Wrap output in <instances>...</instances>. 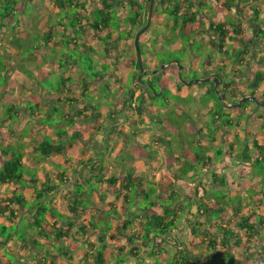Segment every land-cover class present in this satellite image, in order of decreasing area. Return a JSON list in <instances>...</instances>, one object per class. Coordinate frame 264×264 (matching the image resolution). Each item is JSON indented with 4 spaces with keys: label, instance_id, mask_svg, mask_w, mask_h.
Listing matches in <instances>:
<instances>
[{
    "label": "trees",
    "instance_id": "obj_1",
    "mask_svg": "<svg viewBox=\"0 0 264 264\" xmlns=\"http://www.w3.org/2000/svg\"><path fill=\"white\" fill-rule=\"evenodd\" d=\"M40 1L0 0V64L3 65L5 73L4 82L0 83V93L5 95L4 99L10 95L12 103L8 111L10 113L16 111L15 114L22 118L18 127L24 119L26 120L25 126L20 128V131L31 123V119L25 118L29 116L42 128L47 127L51 130L49 133L47 130L39 129L35 134L33 126L36 123H34L31 127V136L24 135L19 148L16 147L14 150L11 149L13 141L4 142V144L0 142L2 145H0V186L16 185L12 192L7 190V194L0 193V218L3 219L0 220V227L2 232L9 228L12 232L7 243L0 241V248L6 249L12 240L14 245L19 244L23 251L26 249L25 256L28 258H22L19 264H151L154 256H159L161 259H158L159 262L156 264H251L259 262V254L264 259V250L256 252L261 240L264 242V174L252 175L254 164L264 161V138L250 136L248 130V146L244 149V145L247 144L244 137L235 139L226 134L229 127L244 128L246 113L251 107L243 104L241 108L233 109V111L240 112L239 116L234 119L225 107L214 111L216 103L210 100L207 103L210 109L206 110L203 116L197 118V111L192 113L195 115L194 118L200 120L197 124L190 125L191 132L198 133L201 137L194 140V143L202 145V139L209 135V146L216 147L214 153L213 148L209 149L210 155L207 161L202 163L206 169H211L215 160L225 165L226 161L234 158L227 156L228 152L225 151L227 147L235 153L237 151L244 153V160L238 157L242 171H232L231 174L234 176L229 173L227 176L215 173L212 181L217 184H213L215 187L211 185L205 188L209 191L220 189L223 192L221 196L216 197L214 194L212 196L209 194L211 191L207 192L208 190H204L200 195L199 188L191 186L188 188L192 192L191 195L180 189L182 197L189 198L191 201L189 204H183V198L177 200L174 197V191L167 192V185L161 183L167 198L161 195L150 201L144 209L147 219L141 221V229H130L133 221L122 217L116 201L121 200L124 206L127 205L132 191L137 193L142 191L144 198L149 199L150 192L146 189L141 190L143 184L137 180L144 173H140L133 164L125 165L119 162L115 167L106 164L103 154L99 157L94 147H84L83 142L90 140L96 145L105 144L104 155L109 154L113 157V153L120 150L118 148L121 137L117 140L116 136L129 137L123 126L121 127L122 124L118 126L119 116L125 113L124 121L128 120L127 111L131 109H137L139 114H144L150 119L157 118L161 113V110H157L156 103L146 105L148 99L155 100L158 97L151 92V87L148 85L156 87V75L149 71L147 75L153 77L146 79L148 84L136 82L140 73L139 62H136L137 53L134 51L135 56L128 59V63L124 66L120 61L121 55L115 50L116 44L127 40L133 52L131 41L135 38V28L139 31L148 22L151 0L141 2L129 0L131 6L129 10L127 9L128 14L125 19L123 18L124 21L120 18L124 13L120 10L121 0ZM214 1L215 7L223 13V18L218 21L211 17V11L203 8L207 0H159V6L154 9L152 15V23L162 22V10V13L166 14L165 21L167 19L173 21L172 27L175 29L177 39L191 41L194 36L197 39L198 34L208 32L209 38L214 39V41H208L211 45L208 47H210V53L216 56V60L206 62L205 66L208 70L218 69L221 72L224 78L223 90L226 91V98L231 99L228 102L237 103L243 96L248 95L264 99V46L262 53L257 50L260 56L259 61L256 60L259 67H253L251 63L257 55L253 47V39L251 35L245 33V26L235 17L236 14H243L241 7L245 8L251 0ZM258 1L260 2L258 6L264 4V0ZM43 4L51 5V7L48 6L47 12H44L46 8ZM88 4L91 5L89 9ZM136 4L140 9L133 11L132 8ZM42 8L44 11L41 10ZM233 8L236 9L235 15L231 14ZM31 9H33L32 13ZM250 17L252 21L249 23L254 26L256 37L261 38L264 44V11L260 7H255L248 18ZM37 24L38 28L35 27ZM123 26H127L126 30ZM169 26L166 25L165 28L168 29ZM17 29H23L27 39L32 42L34 38L38 39L34 54L31 53L28 56L35 63L30 64L28 68H25L24 61H29V59L27 56H21L25 50H23V43L17 38L19 32L15 33ZM95 41L98 43H94ZM167 43L170 47L173 45V40H168ZM65 45L67 48H74L76 53L86 55L96 54L101 48L102 53H100L104 58L102 61L106 63L104 67H107L103 70L106 72L113 67V70L119 72L120 75L109 70L102 75L99 71L103 70L97 69V78L89 79L86 71L88 67L82 68L79 66L78 58L73 57L71 61L67 60L65 63L68 64V68L78 69L81 73L80 78L83 83L75 85L80 88L79 91L74 89L71 83L68 84L70 75L66 71L61 77L66 95H60L54 91L48 94L42 86H39L38 91H34L33 86H35L37 77L41 81L49 77L52 72L61 71L63 67L62 61L59 63L55 56L51 58L45 56L44 51L49 49L58 53ZM155 45L158 49V45L156 43ZM132 52L126 54L132 55ZM160 54L165 56L166 53L160 52ZM88 60L90 61L91 58ZM36 61L41 62L43 67ZM157 63L161 64L159 59L152 60L149 69L157 68L159 66L156 65ZM184 65L186 66V63ZM167 69H163L161 80ZM129 74L133 75L132 86H129L126 80ZM16 75L25 76L27 81L20 82L14 78ZM228 77H234L238 82L234 85L233 81L227 80ZM106 78L109 83L102 85L101 81ZM176 81L179 92L184 84L178 77ZM162 83L166 87L171 84L164 81ZM27 84L28 88H26ZM139 84L143 87L140 88ZM91 85H95L93 93L104 95L114 106H107L97 99H88L85 95L90 91ZM113 87L117 89V94L111 91ZM139 89L143 90L141 94H137ZM167 89L169 90V87ZM29 91L33 94L29 95ZM119 94L122 95V101H119ZM34 96H37L39 100L33 101ZM181 97L176 95L175 98L182 100ZM29 102L33 107L28 106ZM251 102L255 105V102ZM42 107L47 113L44 118L40 111ZM59 109L65 110L64 119L66 121L73 122V124L82 123L91 129L84 133L81 130H73V128L69 130L60 128L58 122L52 124L41 121L47 117L49 122L52 114ZM262 114L260 109L258 117ZM10 117L0 118V127L4 126ZM209 119H212V124L215 126L213 132H210L205 124ZM86 120L92 121L87 122ZM262 125L264 129V123ZM129 127L133 129L137 125L130 123ZM175 131L177 133L179 130L175 129ZM114 133L117 134L114 135ZM9 134L11 140H14V137L20 133L9 130ZM43 135L45 138L37 141V138ZM25 137L30 138L27 141L24 140ZM67 138L70 139L67 141ZM111 140H117V142H114L116 146L113 152L109 153ZM236 141L243 142L241 147L236 144ZM218 143H221V146ZM123 145L125 146V142ZM250 153H254L255 159L250 157ZM181 155L184 159L187 158L182 153ZM57 156L63 158L64 163L70 162V166L62 167L54 163L57 160L53 161V158ZM249 162H252L251 165L246 164ZM41 163L50 165L53 163L52 167L55 170L42 168L43 174L40 176L37 173V165ZM32 168H35L33 172ZM182 169L187 174L192 175L193 173V168L183 165L174 169L173 174L176 176L175 171ZM257 177L259 178L258 183L252 181ZM96 178L103 188L102 191L105 192L99 195V202H95L93 197L87 195L88 189L99 188V186L91 185ZM227 178L231 182L234 181L236 187L234 185L233 187L240 190V193H231V184L227 182ZM148 180L153 181V179ZM243 185L245 189L248 188L246 193L240 188ZM65 187H69L66 193L63 191ZM27 190L32 191L31 197L26 195ZM61 191H63L62 195ZM110 194L114 199L108 204L114 208V212L109 210V217H97L98 212L103 210L100 204L107 205V197ZM254 194H259L257 199L254 198ZM193 198L201 201L198 206ZM222 200L229 203L228 209L226 204L221 202ZM58 202L65 204L68 212H63L64 210L58 207ZM187 205L190 206L189 210L185 207ZM185 210L188 215L184 220L186 224L180 229L177 219L180 214L185 213ZM213 212H216L217 216H213ZM130 214L133 215L134 212L129 210ZM234 220L236 221L235 227L232 225ZM15 226L18 228V235L14 234ZM175 228L177 232L174 231ZM178 233H181L180 237ZM199 237L202 238L200 243L197 240ZM151 239L155 242L152 249ZM68 242L76 244V249L72 250L67 245ZM161 244L163 247L159 249ZM188 244L192 247L191 251L187 248ZM236 248H243L239 257L234 254ZM107 249H110L109 255H107ZM8 251L16 253L19 250L14 248ZM0 264L5 263H2L0 259Z\"/></svg>",
    "mask_w": 264,
    "mask_h": 264
},
{
    "label": "rangeland",
    "instance_id": "obj_2",
    "mask_svg": "<svg viewBox=\"0 0 264 264\" xmlns=\"http://www.w3.org/2000/svg\"><path fill=\"white\" fill-rule=\"evenodd\" d=\"M40 1V0H39ZM135 2H141L144 0H134ZM122 4L120 6V10H123L124 13L123 15L120 17L122 18V20L124 21V19L127 17V9H130L131 4L129 3V0H121ZM41 3V1H40ZM49 3V2H48ZM260 2L258 0H251V3L248 4L245 8L241 7L242 13L243 14H236V9L233 8L231 11L232 15H235L237 20H240L243 25L245 26V33L248 35H251V38L253 39V47L255 49V52L257 50H259L260 53H262V48L264 46L263 44V40L261 38H257L254 32V26L249 23L251 20L248 18L249 15H251L253 8L255 9V7H260L261 10L264 11V4L258 6ZM159 4V0H155V4H154V9L158 8ZM215 1L214 0H207L206 5L203 7L205 9H207V11H211V17L215 20L218 21L219 19L223 18V13L221 11H219L216 7H215ZM48 6L51 7V5H47V4H43V7L46 8V10L44 11V8H42L41 10H43L44 12H47ZM91 7V5L88 4V9ZM202 8V9H203ZM140 7L138 6V4H136L132 10L136 11L139 10ZM35 10V9H34ZM38 11V8H37ZM31 13L33 12V9H31L30 11ZM42 13V12H41ZM224 14H226V12H224ZM249 14V15H248ZM248 15V16H247ZM43 15L41 14V17ZM165 12L162 13L161 10V19L162 22H155L154 24L150 23V25L148 26V28L146 29V31L141 35L140 38V43H141V50H142V57H143V64H144V70L148 71L150 68V62L152 60H156L159 59V62H161V64L159 65L158 63L156 65H159L158 67H161L164 64H168L169 62L173 61L170 60L171 58H176V60L179 61H185L186 66L185 68H183L182 72H181V76L177 75L178 78H180L181 82L183 83L184 81H190V80H194V79H202L205 80L206 78H208V74L211 70L206 69L207 67L205 66L206 62H213L216 60V56L212 55L210 53V50L208 47V41H209V36L210 34L208 32H204L201 35L198 34V37L196 39V36H194L191 41H187V40H180L177 39V35L175 34V29L172 27L173 25V21L172 20H168L165 21ZM263 15L261 14V17ZM124 18V19H123ZM229 18V17H227ZM263 18V17H262ZM127 25V24H126ZM147 25V23L145 24ZM166 25H170L169 28H165ZM36 28H38V24L35 26ZM127 26H123V29H125ZM22 28V27H21ZM126 30V29H125ZM114 31V30H113ZM121 31H123L121 29ZM119 31V32H121ZM15 32V30H14ZM19 32V35L17 36L18 40L21 41L24 45L23 50H25V52L22 54V57H26L27 59H29V61H24V66L25 68H28L29 65L35 62H32V60H30V58L28 56L31 55V53L34 54V47L36 46V43L38 41V39L34 38L33 42L30 41V39H27L26 37V32H24L23 29H17V31L15 32L16 34ZM117 31L115 30V33ZM138 32V29L135 28L134 34L136 36ZM15 34V35H16ZM168 40H173V45L169 47V45H167ZM26 42V43H25ZM28 42V43H27ZM90 42V41H89ZM94 43H98V41H95ZM155 43L158 45V49L155 45ZM132 47H133V52L131 47L128 45V41L127 40H122L120 41L118 44H116V53L118 52V54L121 55L120 61H122L123 65L126 66V64L128 63V59H132L135 56L136 53V48H135V38L133 41H131ZM113 47V46H112ZM74 48H67V46L65 45L64 47L62 46L61 49L59 50V52L57 53V51L53 50H49L46 49L44 51L45 56L47 57H57L59 63L60 61H62L63 63V67H61V71H55L52 72L49 77H46L44 79H42L41 81L38 80L37 77V81L35 82V86H33L34 91H38L39 86L42 88H44V90L47 91L48 94L51 93V91L56 92L60 95H64L65 91H64V86H63V82H62V73L66 71V73H68L70 75V81L68 82L71 83L74 87V89H76L77 91H79L80 88H77L75 85L79 84L81 85L83 82L81 80V73L78 72V69L73 70L68 68V64L65 63V61L69 60L71 61V59L74 58H78V63L79 66H81L82 68L88 67L87 73H88V78H92L95 79L96 77V71L97 69L99 70H103V68L107 69V67L105 66V62L102 61L103 55L101 54V48H99L98 50H100L98 53L96 54H90V55H86V54H80V52L76 53L74 50ZM161 49V50H160ZM135 51V53H134ZM101 52V53H100ZM132 52V55L126 54ZM160 52H164L166 53L165 56L160 54ZM258 51L256 52L257 55L255 57V59L252 61V66L253 67H259L258 63L256 60H258L259 53ZM98 54V55H97ZM211 55V57L209 58V56ZM123 56V57H122ZM32 58V57H31ZM88 58H91V60L89 61ZM136 58H137V54H136ZM33 59V58H32ZM61 59V60H60ZM209 59V60H208ZM260 59V58H259ZM88 60V61H87ZM136 60V59H135ZM0 61H1V55H0ZM40 61V59H39ZM138 61V58L136 60V62ZM259 61V60H258ZM139 62V61H138ZM36 63H40V66H42L41 62L36 61ZM182 65V64H181ZM3 65L0 64V83H3V79L5 76V73L3 72ZM34 66L36 68L37 65L34 64ZM33 66V67H34ZM49 65H47L48 67ZM137 66V65H135ZM133 67V69L135 70L136 67ZM43 67V66H42ZM176 67L175 65H170L166 70V72L163 74L162 77V81L167 82V83H171L176 84L175 81V77H176ZM80 69V68H79ZM112 69V70H111ZM165 69V68H164ZM109 70V69H108ZM108 70L106 72H108ZM229 70V68H228ZM111 72H114L115 70H113V67L110 68ZM215 71H218L215 70ZM104 70L103 71H99L100 74L104 75L106 73ZM212 72H214L212 70ZM219 72V71H218ZM114 73H116V75H120L119 72L115 71ZM37 74L39 75V71L37 70ZM148 72H146L143 75L142 81L144 83L147 82L148 79ZM178 74V73H177ZM140 75V73H139ZM139 75L137 76V79L139 77ZM101 76V75H100ZM77 79V80H76ZM127 82L129 86L133 85V75L129 74L127 75ZM227 80L229 81H233V84L235 85L238 81H236V79L234 77H228ZM139 82L140 81H137ZM106 83H109V80H107V78L103 81H101L102 85H105ZM116 85L118 84L117 81L115 82ZM143 83V84H144ZM142 84V83H141ZM139 84L140 88L143 87V85ZM125 85V84H124ZM126 86V85H125ZM156 87H154L155 89H157L156 93H159L160 95H158V97L155 100H150L148 99V101L146 102V105H151L152 103L155 104L157 106V108H161V113H159L158 117H154V118H147L145 117L146 115H141L138 113L137 109H131V107L129 109V111H127V116H128V120L124 121V118L126 117V114L123 113L122 116H119V125L121 124V127L123 126V128L126 130L125 133L129 135V137H125L124 135H119L116 136V139L118 140L119 137H121V140L119 142V152H114L113 153V157H110L109 154L103 155V160L105 161L106 164L115 167V165H117V163L122 162L123 164H127V165H134L136 166V162L139 165L138 169H142L139 170L141 171L140 173H142L143 169H145V172H143V176H140V178L138 177L137 180H140L143 184V187L141 190L146 189L147 192H150V197H148L149 199L144 198V195H142V191L139 193H137L136 191H132L131 195H130V199L129 202H127V205H123V202L121 200L116 201L117 203V207L119 208V210H121V215L123 218H128L131 219L132 225L130 226V229L132 228V230L136 229V230H140L141 229V221L142 220H146L147 219V215L144 214V209L146 207V205L152 201L153 199H157L159 198L161 195L166 196L165 192L162 190L161 187V183H164V185H167L168 190L167 192H172V190L174 191V197H176L177 200L182 199V194L180 189L187 191L188 193H190V195L192 194L191 190L188 189L189 187H191L192 185H186V181L192 180L195 181L196 179L200 181H204V184L207 182V180L209 179V174L208 173H204V165L202 163L207 161V157L208 155H210L208 153L210 148L209 145V140L210 137L209 135L206 136L205 138L202 139L201 142H203V144H195L194 140L201 138L199 136L198 133H193L191 132L190 129V125L192 123H198V121H200L199 119L194 118L195 115H193V112L197 111V118L203 116L204 113H206V110L210 109L207 106L208 101H213L215 102V109L216 110H221L222 107L224 106V103H222L219 100V96L216 93V89H215V82H203V83H194L191 86L185 85L186 88V92H188L185 98H182V100H177L176 94H178L177 92V88H175L174 90H168L166 88H164V92L161 90L162 86L160 85V83L156 82ZM211 88H210V87ZM95 85H91L90 86V91L88 93H86V97L88 99H97L102 101L105 105L107 106H114L113 103H111V101H109L106 97H104V95L102 94H96L93 93V89H94ZM209 88L211 89V92L209 93L208 90ZM220 90H223V88H219ZM60 90V91H59ZM59 91V92H58ZM111 91L113 93L117 94V89H115L114 87L111 88ZM224 91V90H223ZM80 93V92H79ZM226 93V91H225ZM239 93H241L239 91ZM66 95V94H65ZM157 95V94H156ZM5 95H1L0 93V118H4L5 116H11L10 118H8V121L5 122L4 126L0 127V142H2L1 144H4V142H7L10 138V134H9V130H15L16 132H19L20 134L16 135L14 137V140L12 142V147L11 149L14 150L16 147L19 148V144L22 142L23 136L27 135V134H31L32 130L31 127L34 123H36L35 120H32V117L29 116L27 118L31 119V123H29L28 125H26L25 129L23 131H20V127H18V123L21 121V117H19L18 115L15 114L16 111H13V113L9 112V106L10 103H12V99H10V95H7L4 99ZM244 97V96H243ZM119 101H122V95L119 94L118 95ZM39 98L37 96L33 97V101H38ZM231 99H227V101H230ZM217 101V102H216ZM232 103V102H230ZM139 104H141L139 102ZM245 106L247 107H253V103L251 101L249 102H245L244 103ZM17 106L21 107L19 104H17ZM28 106H32L31 102L28 103ZM121 106V103H120ZM18 108V107H17ZM105 108V107H103ZM261 111H262V116L261 117H257L255 119V121H253L252 125H253V133L255 137H263L264 138V129H263V120H264V108L260 107ZM225 109L227 110V112L229 114H231V112L233 111V109H229L227 107H225ZM41 111V116L44 118L46 116V109L42 107ZM105 111V110H104ZM64 113L65 110L63 109H59L57 112H54L52 114V117L50 118L49 122L47 121V117L45 119H42V122H46V123H52L55 124V122L59 123L60 128H64V129H72L75 130H81L84 133H87L91 128H88L87 125L82 124V123H70L68 121H66L64 119ZM145 113V112H144ZM204 118V117H203ZM10 119V120H9ZM154 119V120H153ZM206 119V118H204ZM212 119H209L208 122H205L206 126L208 127V130L210 132H213V130L215 129V126L212 124ZM26 120L24 119V122ZM207 121V120H206ZM2 123V122H1ZM130 123H134L135 125H137L136 128H130L129 125ZM74 125V126H73ZM204 125V124H203ZM105 127V126H103ZM156 128V129H155ZM37 129V128H35ZM175 129L179 130L177 133L175 131ZM263 130V131H262ZM23 132V133H21ZM117 133H114V135H116ZM31 136V135H30ZM87 137V135H86ZM45 136L43 135V137H38V139L41 141L42 139H44ZM104 138V137H103ZM12 139V138H11ZM70 138H67L66 140L68 141ZM233 139V138H231ZM72 140V139H71ZM117 140H111L110 142V152H113V149L116 145H114V142H117ZM125 140V141H124ZM234 140V139H233ZM28 141V140H27ZM75 142V141H74ZM125 142V146L123 145V143ZM237 145H239V147H241V145L243 144L242 141H236ZM0 144V145H1ZM221 146V143H218ZM217 145V146H219ZM2 146V145H1ZM107 147V145H106ZM1 148V147H0ZM216 147L213 148V153L215 151ZM1 150V149H0ZM181 153L183 154V156L187 157L186 159H184L181 155ZM28 158V157H27ZM138 159V160H137ZM57 160V161H54ZM59 160V161H58ZM227 160V158H226ZM54 163H58L60 165H62V167L64 166H70V162L64 163L65 161L63 160V158H60L59 156L54 157L53 158ZM239 159L234 157V158H230L228 160V162L226 161V164L224 166H228L225 168V172L231 174L232 171L235 172H239L242 171V167L239 164ZM241 162V161H240ZM50 167H52L53 163L50 165L48 164ZM183 165H187L189 168H193V173L192 175L187 174V172H184L183 169L182 170H176V176L173 175V170L176 169L177 167H181ZM223 164H221L219 167L215 166L214 169H220L222 168ZM239 166V167H237ZM236 167V168H235ZM235 168V169H234ZM25 170H27V168H25ZM32 172L35 170V168L31 169ZM258 173L264 174V161H258L254 164L253 167V172L252 175H257ZM154 174L158 177L157 179L155 178ZM160 174V175H159ZM159 175V176H158ZM232 176H234V174H231ZM260 175V174H258ZM148 176H151V179H153V181L148 180ZM189 177V178H188ZM162 180V182H161ZM252 181H254L255 183L259 182V178H254ZM135 182V181H134ZM136 183V182H135ZM234 181L231 182L230 185V189H231V193H235L238 194L240 193V190H236L234 189V187H236V185H234ZM92 186H99L98 189H88L87 191V195L89 197H93L95 198V200L99 197L100 194H104L105 192L102 191V187L100 186L99 182L97 181V178L94 179L93 183L91 184ZM186 185V186H185ZM234 185V187H233ZM185 186V187H184ZM9 187V188H8ZM0 186V193L3 194H7V190L9 192H12L13 189L16 188V185H12L11 186ZM69 187H65L63 188L64 193H66ZM137 188V187H136ZM196 188V187H194ZM206 187L204 186V188H202V190H208L207 192H210L209 194H211L213 196V194L218 197L221 196V194L223 193L220 189V191H215V189H211L209 191V189H205ZM242 190L246 193L247 189H245V185H243ZM138 189V188H137ZM188 189V190H187ZM63 191H61V195L63 194ZM234 191V192H233ZM28 192H32L31 190H27L26 193ZM203 194V192H202ZM208 194V196H209ZM195 195V194H193ZM200 195H201V190H200ZM259 194H254V198L257 199ZM111 197V196H109ZM192 197V196H190ZM167 198V196H166ZM194 199V198H193ZM195 200V199H194ZM183 204H189L191 203L189 198H183ZM200 201V200H199ZM199 201L195 200L196 206H198L200 204ZM222 203L226 204V207L228 209V205L229 203H225L224 200L221 201ZM109 200L107 202V205L105 203H101L100 205L103 207V210L99 211L97 214V217H109V210H114L113 207H110L108 204ZM58 207L63 211V212H68V209L66 208L65 204H62L61 202H58ZM109 207V209H108ZM187 210L190 209V206H185ZM193 207V206H192ZM195 207V206H194ZM122 208V209H121ZM155 209V207L153 208ZM129 210H131V212L133 211L134 214H130L129 215ZM192 210L194 211V209L192 208ZM161 211V209L159 210ZM114 212V211H113ZM184 214H180L178 219L179 220V226L178 228H182L186 223L184 222V220L186 219V216H188L186 213L187 211H184ZM150 213V212H149ZM230 213V211H229ZM206 214V213H205ZM50 216V215H49ZM89 216V215H87ZM126 216V217H125ZM128 216V217H127ZM183 216V217H182ZM207 216V215H206ZM213 216H217L216 212H213ZM114 217V216H113ZM145 217V218H144ZM203 217H205V215H203ZM144 218V219H143ZM101 219V218H100ZM0 220H3L2 218H0ZM8 223V222H7ZM190 225H192L191 223H189ZM236 221H233V227H235ZM15 226V228L13 229L14 234H19V232L17 231L18 228ZM143 229H145V227L143 226ZM175 232H177V228L174 229ZM16 232V233H15ZM184 232V231H183ZM11 229H7L5 232H2V229L0 227V241L7 243L9 238L11 237ZM181 234V233H180ZM180 234L178 233L177 235L180 237ZM263 235H264V229H263ZM222 236V235H221ZM188 239V238H187ZM197 239V238H196ZM189 240H191V238H189ZM199 243L202 241V238L199 237ZM151 249L153 248V244H155L154 240L151 239ZM186 242V241H185ZM15 243L10 240V243L8 244L7 248H0V259L2 261V263H7V264H19L20 261L22 260V258L26 259L28 257L25 256V254L27 253V250L25 249L23 251V249L20 248V245H14ZM72 250H75L77 245L74 244L73 242H68L67 244ZM189 246H187V248H189V251L192 250V247L190 244H188ZM258 248L256 250L257 253H259L260 250H264V242L263 240H261V242L258 244ZM163 247V244H161L160 248ZM17 249L19 251H16V253L14 252H9V250H13V249ZM111 248V247H110ZM109 250L107 249V255H109ZM23 251V255L22 254ZM243 251V248H236L234 250V254L236 255V257H239V255H241ZM44 253V251L42 252ZM169 255V253L167 254ZM200 255H202V253L200 252ZM153 262L151 264H156L159 259V256H154L153 257ZM161 260V259H159ZM210 260V257L208 259V261ZM251 264H264V259L262 258V256L259 254V262L258 263H251Z\"/></svg>",
    "mask_w": 264,
    "mask_h": 264
},
{
    "label": "flooded vegetation",
    "instance_id": "obj_3",
    "mask_svg": "<svg viewBox=\"0 0 264 264\" xmlns=\"http://www.w3.org/2000/svg\"><path fill=\"white\" fill-rule=\"evenodd\" d=\"M214 41V39H212V38H209V41ZM208 46H211V45H209L208 44ZM176 60V58H171L170 60ZM180 62V64H182L183 66H184V68H185V61L182 63L181 61H179ZM173 65H175V66H177L176 67V71H177V73H176V77H175V81H176V79H177V75H179V69H178V65L176 64V63H174ZM159 69H160V67H157V68H155V69H149L147 72H151V74H153V75H156V78H157V83L159 82L160 83V85L162 86V88L161 89H163L162 91L164 92V88H166L167 89V87H169V90H171V89H175V88H177V86H178V82L176 81V84H174V86H173V84H170V86L168 85L167 87L166 86H164V84L162 83V80H161V75H162V73H163V70H162V72L159 74ZM183 70V69H182ZM182 70H181V72H182ZM153 71H156V72H153ZM159 75V81H158V76ZM207 76H212V79H211V82H213L214 83V78L215 77H217V76H219V78L221 79V81H220V85H219V88H223L224 87V78H223V76L221 75V72H218V71H214V72H212V71H210L209 72V74L207 75ZM149 77V79H151L153 76H148ZM143 78V77H142ZM146 80V79H145ZM185 82L186 81H184L183 82V86H182V88L180 89V91L179 92H177L178 94H176V95H180V96H182V97H186V95H188L187 93L188 92H186V88H185ZM146 84H148V82H146ZM150 87H151V92L152 93H154L156 96H158V93H156L157 92V90L154 88V86L153 85H151V84H148ZM188 87V86H187ZM142 89H139L138 90V94H141L142 93ZM178 91V90H177ZM259 99H261V98H259ZM262 100H264V99H262ZM156 108H157V106H156ZM241 108V107H240ZM232 109H235V108H232ZM238 109V108H237ZM260 107H257V104L255 103V105H253V107H251L250 109H248V111H247V113H246V121H245V126H244V128L242 129V128H240V126H236V127H229L228 128V132L226 133V134H228L229 136H233V137H235V139H236V137L238 138V137H244V141H245V143H247L246 145H244V149H246L247 148V146H248V139H247V137H248V130H249V134H250V136L252 135V136H254V134L255 133H253V125H252V123H253V121H255V119L259 116L258 115V113L260 112ZM157 110H158V108H157ZM159 110H161L160 108H159ZM239 113L240 112H236V111H232L231 112V116H233V118L234 119H236L238 116H239ZM236 121H234V123H235ZM220 123H222V121H220ZM156 129V128H155ZM234 147H236V145L234 144ZM225 151H227L228 153V155L227 156H230V157H236L237 156V158L239 157V158H242L243 160H244V153H243V151L241 152V153H239L238 151L235 153L232 149H230V147H227L226 149H225ZM254 152V151H253ZM250 155V157H252L253 159H255V155H254V153H250L249 154ZM212 156H213V154H212ZM241 163V162H240ZM251 163L252 162H249V163H246V164H249V165H251ZM221 165V163L219 162V161H214V164L212 165V168L211 169H206V168H204V173H208L209 174V179L207 180V182L204 184V181H200V183H199V180H195V181H192V180H187L185 183L186 184H188V185H192V187L194 188V187H196V188H204V186L205 187H208V186H214L213 184H217L216 182H214V181H212V179H213V176H214V174L215 173H221V174H223V175H225V176H227V172H225V168L226 167H228L227 165L226 166H224V164H223V166H222V168H218L217 170L216 169H214V167L215 166H220ZM192 172H193V170H192ZM189 178V177H188ZM227 182H229V184H231V181L227 178ZM215 187V186H214Z\"/></svg>",
    "mask_w": 264,
    "mask_h": 264
},
{
    "label": "water",
    "instance_id": "obj_4",
    "mask_svg": "<svg viewBox=\"0 0 264 264\" xmlns=\"http://www.w3.org/2000/svg\"><path fill=\"white\" fill-rule=\"evenodd\" d=\"M154 4H155V0H151L150 1V7H149V13H148V22H147V25H145L143 28H141L137 32V34L135 36V48H136V53H137V56H138V61H139V66H140V75H139L137 81H140V83H144L142 81V77L147 72V71L144 70L142 51H141V48H140V38H141V35L146 31V29L148 28V26L150 25V23L152 21V15H153V12H154ZM174 63H176L178 65L179 76L182 77L181 76V70L184 68V66L180 64L179 60H173V61L169 62L168 64L162 65L160 67V69H159V74L162 72V70L164 68L169 67L170 65H173ZM153 72H156V71H153ZM157 77H158V81H159V75ZM211 79H212V76H208V78H206L205 80H202V79H194V80L186 81L185 84L187 86H191L194 83L208 82ZM220 81H221V79L219 78V76H217V77L214 78L216 93L219 96V100L222 103H224V106L225 107H227L229 109H232V108H240V107H242V105L245 102L253 101V102H255L257 104V107H263L264 108V100L259 99L255 95L244 96L237 103H230V102H228L227 101V98H226L225 91L219 89ZM144 84H146V83H144ZM158 95H160V94L158 93Z\"/></svg>",
    "mask_w": 264,
    "mask_h": 264
},
{
    "label": "crops",
    "instance_id": "obj_5",
    "mask_svg": "<svg viewBox=\"0 0 264 264\" xmlns=\"http://www.w3.org/2000/svg\"><path fill=\"white\" fill-rule=\"evenodd\" d=\"M15 79H17V80H19L20 82H25V81H27V79H26V77L25 76H22V75H16L15 77H14ZM26 88H28V84H27V86H26ZM28 94L29 95H31V94H33V92H31V91H29L28 92ZM137 94H138V92H137ZM19 98L21 97V96H18ZM46 106H48V105H46ZM49 110V109H48ZM26 119L28 118V117H25ZM87 122L88 121H92V120H86ZM25 126V122H23V123H21L20 124V128H23ZM35 128H37V129H35ZM39 129H41V131H44V130H47L49 133L51 132V130L49 129V128H47V127H43L42 128V126H40L38 123H36L34 126H33V130H34V133L35 134H37V132H38V130ZM87 137H88V135H87ZM29 138L30 137H25V139L24 140H29ZM9 141H11V138H9V140L7 141V142H9ZM6 142V143H7ZM5 143V144H6ZM84 143V147H94V150L96 151V154L97 155H99V157H101L102 156V154L104 155V150H105V144H98V145H96L95 143H92L90 140H88V141H86V142H83ZM82 151V150H81ZM93 151V149L91 150V152ZM90 152V153H91ZM0 155H1V151H0ZM1 157V156H0ZM138 160V159H137ZM137 162H139V161H137ZM137 162H136V168H137V170L139 171V170H142V169H138V164H137ZM37 167H38V169H37V173L41 176L42 174H43V169L42 168H44V169H50V170H52V171H54L55 170V168H53V167H50L47 163H41V164H39V165H37ZM139 172H141V171H139ZM142 172H145V169H143V171ZM160 175V174H159ZM158 175V176H159ZM174 175V174H173ZM154 176H155V178L157 179L158 177L154 174ZM175 176V175H174ZM148 179H151V176H148L147 177ZM11 186V185H10ZM199 190H201V195H202V192H203V190H202V188H199ZM26 195L28 196V197H31L32 196V192H28V193H26ZM109 196H111V197H109ZM108 197H107V201L109 200V201H111V200H113L114 199V197H113V195H109ZM93 200L95 201V202H99V197L95 200V198H93ZM187 217V216H186Z\"/></svg>",
    "mask_w": 264,
    "mask_h": 264
}]
</instances>
